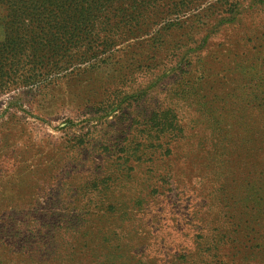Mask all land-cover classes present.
Wrapping results in <instances>:
<instances>
[{"label": "rangeland", "instance_id": "obj_1", "mask_svg": "<svg viewBox=\"0 0 264 264\" xmlns=\"http://www.w3.org/2000/svg\"><path fill=\"white\" fill-rule=\"evenodd\" d=\"M220 3L224 4L221 9ZM164 34L174 52L162 50L145 66L135 65L129 76L114 85L107 86V75L113 72L105 70L90 76L95 82L88 92L82 77L51 84L42 95L32 87H11L0 92V235L5 231L14 233L19 221L29 228L35 222L39 229L72 220L74 210H78L69 206V201H75L76 194L88 193L98 183L116 181L117 158L121 156L129 157L130 168H124L130 171L121 184L123 189H110L106 195L123 203L116 205L108 199L101 202L97 208L100 214L112 212L103 222L109 221L111 228L121 227V239L132 243L150 242L152 236H159L165 238L164 247L173 249L186 242L192 205L201 201L195 199V194L210 190V186L190 179L187 192L176 194L183 187L180 171L189 173L207 163L210 167L217 160L213 151L217 147L212 148L216 140L210 137L212 125L207 117H234L225 125H238L231 140L234 146H242V134L247 132L242 123L254 124V117L260 116L258 108H238L239 97L245 96L239 88H232L241 85L249 91V85L241 84L231 68L249 67L251 75L259 77L256 83H264V0H194L190 9L180 14L175 27ZM181 73L192 77L186 83L195 86L191 93L197 97L192 99H199L201 106L185 102ZM110 87L112 90L106 94L101 92ZM95 88L97 93L89 97ZM230 92H235L232 98ZM169 106L176 107L190 133L188 139L179 142L178 149L193 152L187 156L176 152L170 164L176 170H170L175 177L167 185L165 180L156 179L157 169L153 176L154 168L149 171V163L133 164L130 149L148 146L145 122ZM238 117H242L241 122ZM198 118H202L200 123L193 120ZM134 123L140 125H133L131 135H121L127 125ZM104 173L111 174V181L102 179ZM116 183H111V188ZM190 194L193 202L188 198ZM37 203L39 206H34ZM156 227L159 231H154ZM5 239L18 242L11 236ZM160 253L165 259L169 257V252ZM144 254L146 258L153 256ZM245 258L249 260L248 253L238 252V263Z\"/></svg>", "mask_w": 264, "mask_h": 264}, {"label": "trees", "instance_id": "obj_2", "mask_svg": "<svg viewBox=\"0 0 264 264\" xmlns=\"http://www.w3.org/2000/svg\"><path fill=\"white\" fill-rule=\"evenodd\" d=\"M193 1L0 0V92L11 87H32L42 95L51 84L54 86L68 77H82L80 80L87 84L88 92L95 82L90 76L105 70L113 72L107 75L108 79L104 77L107 86L114 85L129 76L135 65L145 66L144 63L153 61L162 50L174 52L164 33L175 27L180 14L188 11ZM220 4L219 9L224 5ZM118 67L123 69L118 71ZM231 70L237 73L235 77L241 84L249 85V91L241 85L232 88H239L242 96H250L239 97L238 108H258L260 116L254 117V124L242 123L247 131L242 134V146H234L231 140L238 125H225L234 117L212 114L207 117L212 125L210 137L216 140L212 148L217 147L213 150L217 160L210 167L207 163L189 173L180 171L184 180L177 196L187 192L186 183L190 179H199L200 184L210 186V190L202 189L195 194V199L201 201L192 205L185 243L168 249L164 247L165 238L159 236H152L150 242L132 243L121 239V227L111 228L109 221L103 222L109 220L107 213L112 212L100 214L98 206L105 199L115 202L106 192L110 189L120 192L130 171L124 168L129 157L119 156L116 185L111 188V183L116 181H111L110 173H104L102 179H110V184L98 183L88 193L76 194L78 198L69 201V206L78 210H74L76 216L72 220L39 229L35 222L29 228L19 221L14 233L5 231L0 235V264H264V83H256L259 77L256 73L251 75L253 70L249 67L240 65ZM181 75L185 102L201 106L199 99H192L197 97L191 93L195 86L188 85L192 77L186 73ZM110 90L112 87L101 92L106 94ZM96 93L97 88L92 89L89 97ZM234 93L230 92L231 98ZM201 119L193 120L200 123ZM238 120L241 122L242 117ZM133 125L140 124L127 125L121 135H131ZM144 126L148 146L142 150L130 149L134 158L131 162L136 166L149 163V171L154 168L153 176L157 169L156 179L165 180L164 184L169 185L175 177L170 170L176 173L170 166L176 152L184 156L193 152L177 147L190 133L175 106L153 113ZM188 198L194 201L192 194ZM34 206L38 207L39 203ZM85 210H96V213H84ZM155 230L159 231V227ZM9 236L18 242H5ZM161 251L169 252V257L163 258ZM144 252L153 256L146 258ZM238 252L248 253L249 260L245 258L238 263Z\"/></svg>", "mask_w": 264, "mask_h": 264}]
</instances>
